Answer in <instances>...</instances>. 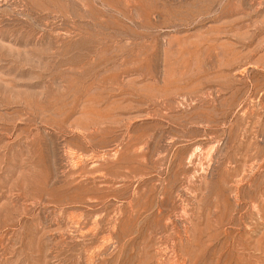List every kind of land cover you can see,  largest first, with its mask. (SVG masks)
<instances>
[{"label": "rangeland", "instance_id": "374dc122", "mask_svg": "<svg viewBox=\"0 0 264 264\" xmlns=\"http://www.w3.org/2000/svg\"><path fill=\"white\" fill-rule=\"evenodd\" d=\"M0 264H264V0H0Z\"/></svg>", "mask_w": 264, "mask_h": 264}]
</instances>
